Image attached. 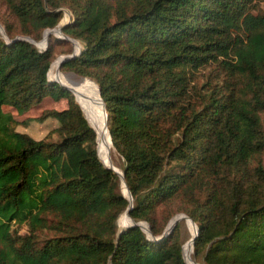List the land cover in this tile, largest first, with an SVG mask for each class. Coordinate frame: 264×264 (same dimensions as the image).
<instances>
[{
	"label": "trees",
	"instance_id": "1",
	"mask_svg": "<svg viewBox=\"0 0 264 264\" xmlns=\"http://www.w3.org/2000/svg\"><path fill=\"white\" fill-rule=\"evenodd\" d=\"M38 38L66 6L65 34L82 42L61 68L93 79L132 195L129 215L150 224L118 236L129 200L96 150L73 93L47 74L43 49L0 35V264H186L158 207L178 199L196 223L207 264H264V6L254 0H3ZM63 38V37H61ZM64 39V38H63ZM215 67L198 83L197 71ZM65 98L58 137L17 130L24 112ZM252 160L255 162L252 164ZM24 223L26 232L12 231ZM40 232L41 236L38 235Z\"/></svg>",
	"mask_w": 264,
	"mask_h": 264
},
{
	"label": "rangeland",
	"instance_id": "2",
	"mask_svg": "<svg viewBox=\"0 0 264 264\" xmlns=\"http://www.w3.org/2000/svg\"><path fill=\"white\" fill-rule=\"evenodd\" d=\"M254 5L256 8L254 10H258V8H262L264 6V0H254ZM62 9H63V14L59 22L53 27H47L43 29L40 32L39 37L36 38L33 35L24 34L20 31L19 23L16 17L9 11L6 3L3 0H0V35L4 39L8 40L9 35L6 32V25H9L10 28L12 29V33L14 37L29 36L35 41V42H32V41L31 42L40 49L45 48L48 42L51 41L54 54H53L51 63L49 65L50 68H49L47 77L51 81H56V82L60 81L61 83L69 86L73 90L74 94L77 97V100L81 103V105L75 100V95L73 94L74 100L79 104L85 118L88 120L89 124L94 127L96 131V144L95 145H96V150L98 152L99 157L106 164H110L120 174V176H118L119 190L121 191L123 195L124 189L126 190V187L121 177L122 170H123L122 160H121L120 155L116 152V150L112 146L111 138L109 139L108 131H107L108 142L104 141L100 143L99 136L97 133V127H99V120L101 118L102 111H100L99 106H98L97 95L93 92V90L89 88L88 84H86L85 81L88 80L92 82L96 88L98 84L89 77H86V76L82 77V75H79L75 73L74 71L61 68V65L60 67H58V63L60 59L62 58L63 54L71 52V51L77 52L79 49L81 50L82 42L78 38H75L68 34L66 35H68L72 40H69L67 38L63 39L60 36H58L54 31H52L48 37V41L47 42L45 41L44 44H42V42L46 39L45 38L46 36L45 34H47L46 29L55 28V30H58L59 25L64 24L66 21L70 19L71 17L70 10L66 6H62ZM214 67H215V64L212 63L210 65L200 68L196 73V78L198 80V83L204 80L209 70L213 69ZM97 94H98V90H97ZM66 105H67V101L65 98L55 100L50 96H45L39 103L31 106L28 110L24 112H18L12 106L7 105V104L3 105V110L11 113L12 117L15 120L14 126L17 130L27 132L28 134L32 135L35 138L48 137L49 139H56L58 135H57V132L54 130V127L58 125V121L53 117H47L44 120L40 121V120H37L36 117L39 116L45 110L61 109V108L66 107ZM104 123L106 124L105 120H104ZM106 130H107V125H106ZM108 143H109V146H108ZM254 162L255 161L252 160L251 163L253 164ZM120 178H121V181H120ZM124 194L125 195L127 194V190H126V193ZM178 204H179V201L176 198V199L167 200L165 203L161 204L158 207L157 212L159 214L162 211L160 221H162L164 225L161 226L163 228L155 236L160 235L164 231V229L166 228L170 220L172 219L173 221V219L175 218V215L183 214V216L179 218L173 226L174 229L176 228V232L178 233L179 239L181 241V254H182L183 260L186 264H192L194 262L197 264H207L204 261L202 252L199 253L198 255L195 254L194 243L193 245L191 244V236L194 233V227L191 221H189L186 218L188 214L184 212L183 210H180ZM123 211L119 214L117 218V222H116L117 230L120 227L125 226L129 221V219L125 215V212ZM123 216L124 218H126L125 220H127L125 221V224L121 222L123 219ZM137 221L143 223L144 227H146V225L149 227L151 234H149L146 230L144 229L143 230L147 233V235L150 238H153V234L151 232L149 222H147V220H144V219H140ZM11 227H12V231H16L18 233H24L27 230V227L24 223L19 224L17 222H13ZM38 235L41 236L40 232L38 233ZM188 244H190L189 251L186 250V246Z\"/></svg>",
	"mask_w": 264,
	"mask_h": 264
},
{
	"label": "water",
	"instance_id": "3",
	"mask_svg": "<svg viewBox=\"0 0 264 264\" xmlns=\"http://www.w3.org/2000/svg\"><path fill=\"white\" fill-rule=\"evenodd\" d=\"M62 25L63 24H61V25H59V28H58V30H55V28H51V29H46L47 30V34H46V42L48 41V37H49V35H50V33L52 32V31H54L58 36H60V37H63V38H67V39H69V40H72L68 35H66L64 32H63V30H62ZM7 38V37H6ZM16 38H25V39H28V40H30V41H32V42H35L34 41V39H32L31 37H29V36H16L14 39H16ZM80 52V49L77 51V52H73V51H71V52H68V53H65V54H63V56H62V58L60 59V61H59V63H58V67H60V65H61V63L62 62H64L66 59H68V58H70V57H72V56H74V55H76V54H78ZM82 77H84V76H82ZM59 82V84L61 85V86H63V87H65V88H67V89H69V90H71L68 86H66L65 84H63V83H61L60 81H58ZM97 90H98V94H99V96H100V99L102 100V103H103V108H104V111H105V119H106V124H107V129H108V122H107V111H106V108H105V104H104V102H103V99H102V97H101V95H100V89H99V86L97 85ZM72 91V90H71ZM75 100L78 102V103H80L78 100H77V98L75 97ZM80 105H81V103H80ZM93 127V126H92ZM94 128V127H93ZM109 132V131H108ZM109 136H110V134H109ZM101 159V158H100ZM102 160V159H101ZM103 161V160H102ZM104 162V161H103ZM104 164L106 165V166H108L109 168H111L113 171H115L117 174H118V176H120V174H119V172L117 171V170H115L110 164H106L105 162H104ZM122 177H123V180H124V184H125V187H126V190H127V194L125 195L124 193H123V195L124 196H126L127 197V199L129 200V203H128V205L126 206V208L124 209V211L123 212H125V215L129 218V221H128V223L125 225V226H123V227H120L118 230H117V239H118V236H119V234L121 233V231H123V229L126 227V226H129V225H139L142 229H144V230H146L149 234H151L150 233V229H149V227L146 225V227H144L143 226V223H141V222H139V221H135L130 215H129V210L131 209V207H132V196H131V193H130V191H129V188H128V186H127V183H126V180H125V178H124V170H122ZM183 216V214H177V215H175V218L173 219V221H172V223H171V225L170 226H166V228L164 229V231L160 234V235H158V237H160V236H162V235H164L165 233H167L168 231H170L171 229H172V227L174 226V224L177 222V220L179 219V218H181ZM186 216V215H185ZM186 218H188L193 224H194V226H195V233L191 236V242H192V245H193V243H194V237H195V235L197 234V231H198V228H197V225H196V223L194 222V220L190 217V216H186ZM168 225V224H167ZM192 264H197V263H192Z\"/></svg>",
	"mask_w": 264,
	"mask_h": 264
},
{
	"label": "bare ground",
	"instance_id": "4",
	"mask_svg": "<svg viewBox=\"0 0 264 264\" xmlns=\"http://www.w3.org/2000/svg\"><path fill=\"white\" fill-rule=\"evenodd\" d=\"M58 28H59V26H58ZM46 35V34H45ZM45 38H46V36H45ZM44 38V39H45ZM46 41V39L42 42V44H44V42ZM41 44V45H42ZM83 79H85V78H83ZM86 82V84H88V86H89V88L91 89V90H93V92L97 95V102H98V106H99V109H100V111H102L101 113V118H100V120H99V127H97V133H98V136H99V140H100V143H102V142H108V135H107V131H108V129L106 130V125L107 124H105L104 123V120H105V122H106V119H105V115H104V113H105V111H103V104H102V100L100 99V96H99V94H97V88L95 87V85L92 83V82H90V81H88V80H86L85 81ZM67 86V85H66ZM69 87V86H68ZM70 88V87H69ZM71 89V88H70ZM72 90V89H71ZM72 92H73V90H72ZM73 94H74V92H73ZM75 95V94H74ZM80 96V95H79ZM99 96V97H98ZM75 97H76V95H75ZM77 98V97H76ZM108 134H109V132H108ZM109 139H110V136H109ZM106 144V143H105ZM104 145V144H103ZM108 146H109V143H108ZM108 148V147H107ZM121 177H122V174H121ZM122 179H123V177H122ZM120 181H121V178H120ZM123 183H124V180H123ZM125 185V184H124ZM124 193H126V190L124 189ZM128 218V217H127ZM124 219V220H123ZM123 219H122V221L121 222H123V224H125V221H127V220H125L126 218H124V216H123ZM129 219V218H128ZM188 219V218H187ZM189 220V219H188ZM190 221V220H189ZM171 223H172V219L170 220V222L168 223V225L167 226H170L171 225ZM192 223V222H191ZM192 225H193V227H194V233H195V226H194V224L192 223ZM193 233V234H194ZM192 234V235H193ZM191 244H192V242H191ZM186 250L187 251H189L190 250V244H188L187 246H186Z\"/></svg>",
	"mask_w": 264,
	"mask_h": 264
}]
</instances>
